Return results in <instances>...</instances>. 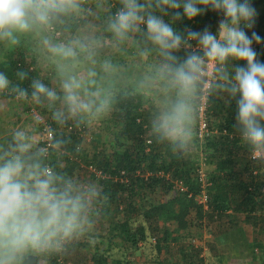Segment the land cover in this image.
Listing matches in <instances>:
<instances>
[{"label": "clouds", "instance_id": "9594fccd", "mask_svg": "<svg viewBox=\"0 0 264 264\" xmlns=\"http://www.w3.org/2000/svg\"><path fill=\"white\" fill-rule=\"evenodd\" d=\"M209 9L223 15L215 34L174 26ZM255 15L249 0H0V46H25L50 74L49 84L19 70L13 83L0 72V94L46 110L57 126L37 134L36 113L0 141V264H47L93 232L108 197L53 157L72 144L65 128L91 127L123 101L143 100L152 137L187 155L201 106L226 94L242 144L264 162V63L252 48L261 38L241 29Z\"/></svg>", "mask_w": 264, "mask_h": 264}, {"label": "trees", "instance_id": "16d2710c", "mask_svg": "<svg viewBox=\"0 0 264 264\" xmlns=\"http://www.w3.org/2000/svg\"><path fill=\"white\" fill-rule=\"evenodd\" d=\"M261 4L264 0L253 1L254 23L245 32L249 38L253 32L261 38L260 43L253 41L252 48L257 59L264 63V5L260 8ZM179 11L182 13L183 9ZM221 19L222 13L209 9L192 20L183 18L174 26L181 31H203L207 27L215 34ZM28 50L21 45L12 49L14 57L13 52L0 55V72H4L13 83L19 82L16 72L24 70L30 79L41 78L50 84ZM231 64L246 66L245 62L231 61ZM30 79L22 86L28 87ZM2 96L9 103L23 104L28 110L31 108L32 104L26 101ZM208 109L210 127L217 131L204 142L197 135L195 138V146L206 154L208 166L213 167L207 177L210 182L207 207L199 202L202 194L198 176L200 159L191 153H173L166 143H158L152 137L149 131L150 108L140 98L121 102L111 113V118L106 119V127L112 135L110 146L97 133L92 137L91 149L82 148L84 132L88 129H64L72 144L67 146V154L54 156L53 161H58L69 175H78L77 169L81 171L79 161L94 168L90 170L91 181L99 184L103 195L108 197L98 205L100 217L110 220L107 248L101 250L99 243L92 248L91 241L73 244V247L89 250L92 264H137L133 253L147 243L158 254L169 250V256H157L151 261L155 264H205L202 253L207 242L199 243L196 239L203 241L205 233H211L215 223L219 231L249 223L254 233L262 236L255 239L254 245L260 250L254 257L255 264H264V162L253 160L241 142L235 126V101L229 103L223 93L213 95L209 97ZM39 110L50 120L52 127H57L50 113ZM108 122L113 129L115 127L114 130L109 129ZM77 146L80 151H76ZM116 241L129 248L122 257H112L109 253L112 242ZM59 263L64 264L59 254L50 256L47 261V264ZM147 263L148 260L142 264Z\"/></svg>", "mask_w": 264, "mask_h": 264}, {"label": "rangeland", "instance_id": "374dc122", "mask_svg": "<svg viewBox=\"0 0 264 264\" xmlns=\"http://www.w3.org/2000/svg\"><path fill=\"white\" fill-rule=\"evenodd\" d=\"M253 1L254 0H249L250 4L252 6H253ZM263 5L261 4L260 8ZM260 8L258 10H260ZM241 29L243 31H245L247 28L244 27V25L242 24ZM7 52L9 54H12V52H13L12 57L16 56L15 52L12 51V49L10 50V49H7L3 46H0V55L1 56H4V53H7ZM31 59H34V57L32 56ZM4 61L8 62V60H4ZM4 61H2V62H4ZM233 62H235V61H233ZM36 65L38 67H40L43 76L49 77L50 74L40 64H38L36 62ZM2 103H4V105H2ZM30 107H31L30 110H28L27 108L25 109L23 104L9 103L3 98L2 94H0V138L9 134L16 127L31 125L33 123V117L36 113H39V115L43 118L44 122H47L48 124H50V122H49L50 120L48 118H46L41 113V110H39V108H37V106L30 105ZM16 108H20L19 111H21V109L25 110V112H23L24 114L21 115V117H18L20 115H17L15 113ZM108 118H111V114L108 117H106L104 120L92 125L91 127H87L88 130L84 132V141L82 142V145H81L82 148H86V149L90 150L91 146H92L91 145L92 137L94 134H97V133L102 136V138L104 139V141H106L107 144H109V141L112 139V135H110V131L106 127V119H108ZM15 121H18V122H16V124H13ZM108 124L110 126L109 129H113V127H111L112 124L110 122H108ZM41 125H43V124H41ZM41 125L36 126L37 134L42 132V126ZM114 129H115V127H114ZM195 130H196V126H195ZM195 142H196V140H195ZM109 146H110V144H109ZM190 153H191V155H193L194 157L196 156L199 159L201 157V150L198 149L196 146L192 147ZM78 164H79V168H82L83 170L81 169V171L80 170L78 171V169H77L78 175H76V176H78L82 180H88L89 179V181H91V178H93L92 174L90 173L91 168L90 167L88 168L83 162H80V161ZM63 165H64V163H63ZM210 168H211V170L213 169V167H210L207 165L208 171L210 170ZM109 224H110V220L106 217H103V218L100 217V213H99L93 232L89 236L82 238L78 241H91L92 242V245H91L92 248L96 245V243H99L100 249L104 250V248H107L106 241H108V238L106 235H107L108 230H109ZM215 231H218V229L216 228ZM206 236L210 237V234L205 233V236H204L205 239H206ZM205 239L203 241L196 239V241L199 243H203L205 241ZM103 241H105V242H103ZM75 242L73 244H75ZM118 243L119 242L116 241V242H112V244H111V248L109 249V253L112 255V257H122L124 253L128 252V249H129V248H127L128 246H126L124 243L123 244H118ZM73 244L70 245V247L66 253L59 254L62 262L64 264H92L90 252H88L89 250H86V248H83V247H73ZM150 245L151 244L147 243L146 246L145 245L142 246L141 249H139L138 251L133 253L134 261L137 264H142L146 260H148L147 264H155V263L151 262V261H153V259L155 257L160 256L161 258H165V255L169 256V254H168L169 250L164 254H158L156 249L149 247ZM257 256L259 257L260 255L258 254ZM259 259H260V257H259ZM149 260H150V262H149ZM59 264H61V263H59Z\"/></svg>", "mask_w": 264, "mask_h": 264}, {"label": "crops", "instance_id": "0c3cea01", "mask_svg": "<svg viewBox=\"0 0 264 264\" xmlns=\"http://www.w3.org/2000/svg\"><path fill=\"white\" fill-rule=\"evenodd\" d=\"M19 109L16 108L15 113L20 115L18 117H21L25 110L21 109L19 111ZM16 122L18 121L13 124H16ZM240 226L229 228L227 231L226 228L219 231L217 223L213 225L212 231L209 233L210 237L206 236L207 245H205L202 253L205 264H255L254 257L260 250L255 247L254 243L256 237L261 238L262 236L256 235L249 223H243ZM216 228L218 231H215Z\"/></svg>", "mask_w": 264, "mask_h": 264}, {"label": "built area", "instance_id": "2783aa9c", "mask_svg": "<svg viewBox=\"0 0 264 264\" xmlns=\"http://www.w3.org/2000/svg\"><path fill=\"white\" fill-rule=\"evenodd\" d=\"M208 100L209 97L206 99V101L201 106L198 114H197V120H196V135L199 138L200 141L204 142L207 137H209L213 132H216L217 129H211L209 121H210V113L208 109ZM44 124H48L47 122H44L42 125V131ZM50 125V124H48ZM51 126V125H50ZM150 142V140H149ZM200 167L198 169V176L199 181L201 183L202 187V194L201 198L199 199L200 203L205 204L207 207V201H208V187L210 186V182H208V170H207V156L206 154L201 151V157H200ZM91 170H94V168L90 167ZM100 175V173H98Z\"/></svg>", "mask_w": 264, "mask_h": 264}]
</instances>
